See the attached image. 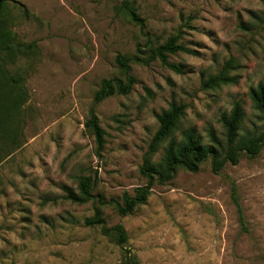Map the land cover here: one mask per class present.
Here are the masks:
<instances>
[{"label": "rangeland", "instance_id": "rangeland-1", "mask_svg": "<svg viewBox=\"0 0 264 264\" xmlns=\"http://www.w3.org/2000/svg\"><path fill=\"white\" fill-rule=\"evenodd\" d=\"M120 2L7 1L11 29L39 54L18 63L27 95L24 141L0 162V264H120L122 248L98 226L83 225L93 202H72L65 188L76 190L79 176H91L94 199L109 202L144 185L139 168L157 116L171 102L185 106L177 139L190 127L205 139L209 126L222 138L219 118L234 101L244 110L241 132L263 128L248 89L264 84V0H133L140 21ZM171 35L190 50L169 55L181 72L132 60L129 94L96 106L105 130L97 155L84 123L100 81L121 76L116 55L144 56ZM231 58L236 81L204 89L202 81ZM161 154L162 147L153 160ZM150 190L128 215L110 203L101 207L107 226L123 225L137 264H264V148L218 172L209 159L196 172L179 169Z\"/></svg>", "mask_w": 264, "mask_h": 264}, {"label": "trees", "instance_id": "trees-1", "mask_svg": "<svg viewBox=\"0 0 264 264\" xmlns=\"http://www.w3.org/2000/svg\"><path fill=\"white\" fill-rule=\"evenodd\" d=\"M8 0H0V162L10 156L13 151L23 143L22 124L24 121L21 107L27 99L24 86V75L18 66L19 60L24 57L38 55L35 42L23 43L18 40L11 29L12 18L8 7ZM119 8L132 21H140L133 0H121ZM147 54L133 57L117 54L116 66L121 76L105 78L100 81L93 94V102L85 120V127L94 137L95 153L100 155L105 142V130L100 126L96 113V106L103 99L114 95H127L135 83L131 73L132 60L149 64L158 60L162 65L181 72V68L169 61V55L179 51L190 52L184 45L178 43V36L171 35L164 42L157 45H148ZM141 48H138L140 51ZM234 69L233 59L227 60L215 74L208 75L203 81L204 89H214L222 85L234 83L236 78L231 75ZM249 99L257 118L263 124L258 132H241L244 120V110L240 101H234L228 112L220 115L222 138L215 128L206 129V137L200 135L196 128L190 127L181 133L179 139L175 130L180 118L184 114V105L171 102L162 110L158 118V127L152 135L148 148L144 154L139 168L140 174L145 178L144 185L137 186L132 193L123 192L120 200L112 199L109 202L102 198L94 199L92 189L94 178L79 176L76 190L65 188V198L75 203L93 202V214L83 220L85 226H98L100 233L108 237L113 243L122 248L120 264H137L134 253L125 247L128 235L120 223L107 226L101 211L106 203L114 206L120 216L131 213L136 207L146 203L153 184H165L171 180L179 169L189 172L198 171L200 165L210 160L211 169L218 172L226 163L236 164L239 157H255L264 148V84L258 82L248 89ZM162 147V154L157 160L153 155ZM232 197L237 207L238 220L244 226V217L241 206L236 198L235 187L232 188Z\"/></svg>", "mask_w": 264, "mask_h": 264}]
</instances>
